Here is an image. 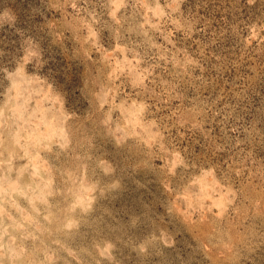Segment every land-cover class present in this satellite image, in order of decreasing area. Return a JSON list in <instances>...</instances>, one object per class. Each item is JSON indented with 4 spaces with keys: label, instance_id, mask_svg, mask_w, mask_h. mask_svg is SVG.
Wrapping results in <instances>:
<instances>
[{
    "label": "rangeland",
    "instance_id": "obj_1",
    "mask_svg": "<svg viewBox=\"0 0 264 264\" xmlns=\"http://www.w3.org/2000/svg\"><path fill=\"white\" fill-rule=\"evenodd\" d=\"M0 264H264V0H0Z\"/></svg>",
    "mask_w": 264,
    "mask_h": 264
}]
</instances>
